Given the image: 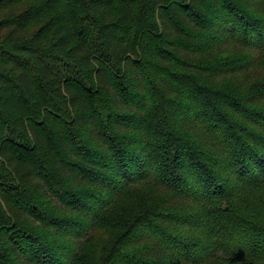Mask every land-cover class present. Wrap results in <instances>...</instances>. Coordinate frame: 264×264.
I'll return each mask as SVG.
<instances>
[{"label": "trees", "instance_id": "16d2710c", "mask_svg": "<svg viewBox=\"0 0 264 264\" xmlns=\"http://www.w3.org/2000/svg\"><path fill=\"white\" fill-rule=\"evenodd\" d=\"M0 264H264V0H0Z\"/></svg>", "mask_w": 264, "mask_h": 264}, {"label": "rangeland", "instance_id": "374dc122", "mask_svg": "<svg viewBox=\"0 0 264 264\" xmlns=\"http://www.w3.org/2000/svg\"><path fill=\"white\" fill-rule=\"evenodd\" d=\"M104 229H110L109 228V225L108 226H105L104 227ZM103 232H102V230H99L98 232H97V234L95 233V239H96V242H98V244H99V246H102V244H103V241H104V239H103Z\"/></svg>", "mask_w": 264, "mask_h": 264}]
</instances>
